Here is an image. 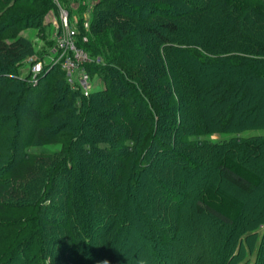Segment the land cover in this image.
I'll return each instance as SVG.
<instances>
[{
	"label": "trees",
	"instance_id": "16d2710c",
	"mask_svg": "<svg viewBox=\"0 0 264 264\" xmlns=\"http://www.w3.org/2000/svg\"><path fill=\"white\" fill-rule=\"evenodd\" d=\"M77 1L90 37L82 20L76 43L102 55L85 64L101 89L84 94L63 70L48 82L55 67L34 76L21 62L30 44L0 38V226L14 225L5 213L25 209L12 249L37 246L51 263L64 262L54 255L62 251L82 264H125L119 246L136 231L169 260L179 224L168 216L191 200L197 215L236 232L246 204L207 172L245 195L264 187V133L243 135L264 130V11L246 0ZM31 3L36 13L6 12L0 32L43 23L51 0ZM148 8L174 19L146 21ZM214 133L229 137L206 138ZM260 209L247 234L221 245V260L238 242L237 264L254 250L264 264Z\"/></svg>",
	"mask_w": 264,
	"mask_h": 264
},
{
	"label": "rangeland",
	"instance_id": "374dc122",
	"mask_svg": "<svg viewBox=\"0 0 264 264\" xmlns=\"http://www.w3.org/2000/svg\"><path fill=\"white\" fill-rule=\"evenodd\" d=\"M32 1L39 3L40 0H0V20L6 12H10L13 15H28L30 13H36L34 6H32ZM250 7L259 8L261 11H264V0H246ZM53 4V8L47 10V12L43 16V23L34 21L30 24L27 22H17L13 25H10L8 28L0 32V38L5 40L7 43H11L12 41L21 39L30 44L32 51L30 54L26 55L22 58L24 64H26L30 69L36 63H40L41 70L47 67V70L56 68L53 71V76L48 78V82L53 83L55 74L62 70L65 73V70L61 67V65L56 61L55 52L53 51L55 36L56 33H59L62 28L61 21V12L66 11L67 13V22L70 28H73L76 31H79L78 28L80 22L83 20V29L85 30V36L90 37L88 30V22H89V12L88 10L77 11L79 1L77 0H51ZM181 5V4H180ZM177 9V7L175 8ZM146 21L151 22H159L163 20H169L170 18L174 19L172 14H162L160 12H153L151 8L148 10H142ZM172 15V16H171ZM121 19L125 21V19H129V17H125V14H122ZM89 54V53H88ZM89 58L91 61L95 63L103 60L102 55L91 56L89 54ZM60 72V73H61ZM58 74V73H57ZM88 85L89 90L95 91L101 89L102 82L101 79L97 75H91V73L87 72ZM24 74L22 75V77ZM73 77L76 81H78V72L73 73ZM52 94H48L46 99L50 101ZM45 103L42 106V112L45 110ZM45 122V120L41 121ZM31 131V130H30ZM263 129H251L243 132V135H251V134H263ZM229 137L228 134H210L206 136L208 140L218 141L224 138ZM31 138H29L28 141ZM128 143V142H127ZM61 147V143H44L40 145L33 146L31 145L28 149L29 152H38L41 149H59ZM247 160V158H246ZM249 165H254L255 167L256 161L252 162L251 160H247ZM251 161V162H250ZM208 179H213L217 184L222 186L227 192L239 197L246 204V213L244 214V219L240 223L238 230L229 231V229L224 226L219 225L214 222L208 216H199L194 212L193 202L192 200L186 203L178 213H172L168 216L171 223H178V234L176 236V240L172 243L171 252H169V260H165L163 258H157L154 256L153 252L148 248V243L145 242L137 232H132V236L134 237V243L126 246L120 245V256L124 260L125 264H237L235 259H237V248L238 242L235 244L233 250L230 252L227 250L229 247L230 240H234V238L239 237L240 234L245 233V229H248L253 221L254 217L259 216L262 212L261 209L259 212L257 211V206L260 207L264 204V187L258 190L253 195H245L241 191L235 189L231 185L225 183L220 180L217 175L213 172H207ZM194 195V194H193ZM25 213V209L22 210H11L5 213L4 218L12 219L14 225L11 226L9 224H5L7 226H0V261L1 264H82L81 262H77L76 259L73 258H65L64 252L62 253L55 252L54 255L58 257H64V262H55L51 263L48 257H44L43 254L39 251H36L37 246L32 247L28 251L22 250V247H27V243H22L20 248L12 249L14 240H22L19 237L17 229L19 227L16 222V218L18 214ZM9 222V221H8ZM248 228H247V226ZM55 225H51L47 223V228H52ZM57 230V227L55 228ZM233 231V232H232ZM238 232V233H237ZM55 233L54 231L49 232V234ZM231 233V234H230ZM258 239L264 237V224H262L257 230ZM236 239V241H237ZM26 241V240H25ZM126 242V241H125ZM227 245L225 260H221L223 249L221 245ZM54 249H60L57 244H55ZM220 249V250H219ZM58 251V250H55ZM254 253L248 255L249 258L242 260L244 264H256L254 262ZM235 256V257H234ZM5 261V262H4ZM222 261L224 263H222ZM96 264V263H95Z\"/></svg>",
	"mask_w": 264,
	"mask_h": 264
},
{
	"label": "built area",
	"instance_id": "2783aa9c",
	"mask_svg": "<svg viewBox=\"0 0 264 264\" xmlns=\"http://www.w3.org/2000/svg\"><path fill=\"white\" fill-rule=\"evenodd\" d=\"M62 28L56 33L54 48L56 61L66 72L67 83L75 89H81L84 94H88V74L85 64L91 61L87 51L77 46V31L70 28L67 22L66 11L61 12ZM34 76L41 71L40 63L31 67ZM78 72V81L73 77L74 72Z\"/></svg>",
	"mask_w": 264,
	"mask_h": 264
}]
</instances>
